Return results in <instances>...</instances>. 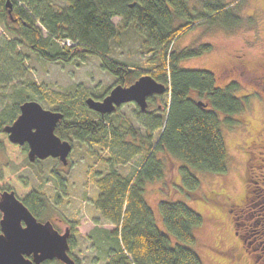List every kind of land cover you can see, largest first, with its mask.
I'll use <instances>...</instances> for the list:
<instances>
[{
    "label": "trees",
    "instance_id": "obj_1",
    "mask_svg": "<svg viewBox=\"0 0 264 264\" xmlns=\"http://www.w3.org/2000/svg\"><path fill=\"white\" fill-rule=\"evenodd\" d=\"M6 1L0 0V25L3 28L0 33V148L14 160L26 155V142H10L2 125L15 118L22 100L34 98L41 90L33 80H14L17 75H24L28 68L26 54L20 45L47 61L68 62L76 57L94 55L99 58L100 67L115 77L114 83L128 85L142 72L135 65L109 58L111 41L128 27L142 29V44L152 50V58H156L149 64L147 72L165 85L163 93L148 95L147 103L162 94H166L167 100L163 116L135 108V116L140 122L144 121L141 117L147 119L144 122L147 138L151 140L153 131L158 130L156 139H152L154 144L149 143V152L139 162V168L128 175L115 169L121 156L140 152L141 143L126 139L122 125L110 121L109 113L97 112L93 119L80 113L79 107L57 104L55 109L62 111L63 116L57 120L54 132L61 138L77 139L88 145L102 146L109 140L116 144L112 154L101 157L109 161V167L97 179L98 192L92 200L103 218L115 226L108 231L95 227L88 234L100 246H106L108 259L105 264H203L189 246L195 243L192 228L201 223V214L184 201L159 199L162 222L178 240L171 244L168 235L158 229L143 190L146 181L163 178L164 164L161 156L156 154L158 151L162 156L165 152L181 161L178 174L187 195L199 184L191 169L225 170L222 123L233 126L237 121L235 115L247 109L252 98L249 99L250 94H235L239 90L235 80L219 86L211 70L179 64L183 58L208 50L210 43L185 45L179 49H172V43L189 29L194 17L231 27L239 21V15L218 0H204L203 11L194 16L188 0H64L62 5L54 0H9L10 12ZM115 15L120 18L118 23L112 21ZM179 19L183 21L176 22ZM109 88L89 95L99 98ZM82 104L86 106L84 101ZM121 118L125 119L122 115ZM126 123L135 138V129L129 121ZM108 132L115 136L114 139L108 137ZM4 189H12L36 217L47 214L43 193L24 177L0 166V191ZM244 200L241 206L232 208L234 227L242 238L255 236L252 243L264 241V183L259 178L251 180ZM68 226L70 248L72 233L77 229L73 222ZM108 239L112 246L107 243ZM251 251L254 252V264H258L257 250L251 248ZM74 260L77 264L76 257ZM39 264L62 262L53 258Z\"/></svg>",
    "mask_w": 264,
    "mask_h": 264
},
{
    "label": "rangeland",
    "instance_id": "obj_2",
    "mask_svg": "<svg viewBox=\"0 0 264 264\" xmlns=\"http://www.w3.org/2000/svg\"><path fill=\"white\" fill-rule=\"evenodd\" d=\"M54 1L58 5L64 3V0ZM218 1L238 14L239 21L234 26L225 27L194 17L189 29L174 40L172 49L210 43L208 50L183 58L179 64L211 70L219 86L235 80L239 84L235 94H250L249 99L252 100L247 109L235 115L237 121L233 126L222 123L226 150L224 171L191 169L199 184L187 195L178 174L181 161L165 152H162V156L158 151L156 154L161 156L164 164L163 178L146 181L143 197L153 211L158 229L168 235L171 244L178 240L163 224L158 200H181L201 214V223L192 228L195 243L189 246L199 255L203 264H254L249 254L251 249L248 247L249 252L246 251L239 235L234 233L229 208L237 207L232 204L241 202L253 178H259L264 183V0ZM203 4L204 0H188L193 16L203 11ZM112 21L118 23L119 16H113ZM182 21L179 19L176 22ZM2 31L0 25V33ZM143 36L140 28L128 27L121 31L111 41L109 58L135 65L142 73H148L149 64L156 58H152V50L143 46ZM20 49L26 54L28 68L24 75H17L14 80L29 79L39 84L41 90L34 99L49 109H55L60 103L79 107L80 113L96 119L97 112L84 107L82 101L89 93L99 94L115 82V77L100 67L98 57L86 55L68 62L47 61L38 58L25 45H20ZM166 100V94L156 95L152 102H148L146 110L163 116ZM136 107L138 105L135 102L129 101L109 112L110 121L122 125L121 130L126 139L141 143L140 152L129 154L128 157L121 156L120 162L115 164V169L124 175L134 173L139 168V162L149 152V143L154 144L152 139L158 135L155 129L151 140L145 136L147 119L141 117L144 119L142 122L137 119ZM126 121L135 129V138ZM108 137L114 139L115 136L109 133ZM70 142L72 147L66 164L50 156L30 161L24 155L14 160L0 148V166H5L14 175L24 177L43 193L47 214L37 219H49L60 232L73 222L77 231L72 233L68 253L73 259L76 257L77 264H105L108 259L106 246H100L88 234L95 227L108 231L115 226L103 218L92 200L98 192L97 179L109 167V161L101 157L112 154L116 144L111 140L102 146L97 143L88 145L77 139H71ZM107 243L113 245L109 239Z\"/></svg>",
    "mask_w": 264,
    "mask_h": 264
},
{
    "label": "water",
    "instance_id": "obj_3",
    "mask_svg": "<svg viewBox=\"0 0 264 264\" xmlns=\"http://www.w3.org/2000/svg\"><path fill=\"white\" fill-rule=\"evenodd\" d=\"M10 12L11 3L6 1ZM162 81L149 73H141L128 85L114 83L103 96L87 95L86 106L99 114L109 113L122 103L133 101L141 111L147 107V96L161 94ZM200 104H205L198 100ZM15 118L2 125L7 139L16 144L26 142L28 160L55 157L67 163L71 142L54 132L62 111L43 107L34 98H26L18 105ZM70 229L58 231L49 219L40 220L15 195L12 189L0 191V264H39L56 258L64 264H75L68 253Z\"/></svg>",
    "mask_w": 264,
    "mask_h": 264
},
{
    "label": "flooded vegetation",
    "instance_id": "obj_4",
    "mask_svg": "<svg viewBox=\"0 0 264 264\" xmlns=\"http://www.w3.org/2000/svg\"><path fill=\"white\" fill-rule=\"evenodd\" d=\"M245 195H246V193L244 194V197L241 199V202L240 203H233L232 205H237V206H241V204H243V202L245 201L244 199H245ZM229 211L231 212L232 211V207H230L229 208ZM231 216H232V214H231ZM233 217V216H232ZM232 223H233V219H232ZM66 226H68V225H66ZM233 226H234V223H233ZM69 227V226H68ZM70 229V228H69ZM234 233H236L237 235H239L238 234V232H237V230L235 229V227H234ZM240 240H241V242L243 243V247H244V249L246 250V251H248L249 252V249H248V247L251 249V248H254V249H256L257 250V254H256V259H258V264H264V241L263 240H258V241H256V242H253V243H255L256 244V247H254L253 246V243H252V240L253 239H255V236H253V237H251L250 238V235H246L245 237H241L240 235H239V237H238ZM253 253L254 252H250L249 254L252 256V260H253Z\"/></svg>",
    "mask_w": 264,
    "mask_h": 264
}]
</instances>
